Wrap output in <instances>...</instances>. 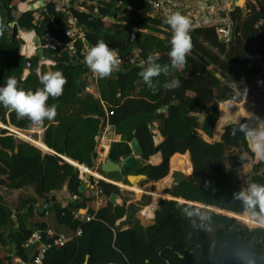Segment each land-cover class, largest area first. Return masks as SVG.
Wrapping results in <instances>:
<instances>
[{
    "label": "trees",
    "instance_id": "16d2710c",
    "mask_svg": "<svg viewBox=\"0 0 264 264\" xmlns=\"http://www.w3.org/2000/svg\"><path fill=\"white\" fill-rule=\"evenodd\" d=\"M24 1L0 0V22L6 26L0 31V86L14 76L25 90L35 91L43 88L41 75L57 70L66 83L59 97L49 96L46 102L56 105V115L50 120L35 123L27 116L18 118L15 111L0 105V124L10 126L19 138L33 144L0 130V187L16 191L34 186L36 196L55 211L57 223L80 232L60 245V236L40 224L41 241L49 248L39 264H144L145 260L149 264H264V213L257 206L253 215L245 210L242 200L235 198L245 190L234 173L244 167L248 158L261 157L252 147L259 133L239 103L241 92L264 70V0H246L243 9L237 7L230 14H223L229 20L228 43L218 38L215 27L189 30L192 47L185 64L176 68H171V26L162 18L150 16L147 0H104L96 17L74 10L91 47L104 40L121 59L139 52L134 64H125L114 77L112 74L104 78H95L82 61L80 43L74 45L73 55L45 49L46 60L53 65L38 69V58L33 57L31 70L24 77L25 58L20 49L32 43L33 36L39 38L42 47L46 34L63 44L70 41L63 33V16L57 12L55 0H47L39 9L42 0H37L34 10L14 16ZM104 17L115 22L103 21ZM13 24L18 28L15 40L11 39ZM22 53H26V47ZM149 61L162 68L169 65L167 75L162 72L152 78L155 90L139 76ZM172 80H179V87L165 86ZM236 109L248 130L242 123L219 128L223 115L231 117ZM140 112H146L151 123L157 124L162 142L154 145L148 126L137 129L135 137L143 151V161L123 176L144 175L146 182H157L155 187L164 190L161 180L171 173L170 160L180 156L182 169L172 172L171 185L164 193L191 202L180 204L182 200L178 203L160 199L154 222L149 226L132 219L125 203L109 202L111 194L120 196L119 188L111 184L98 182L101 204L89 188L79 192L83 183L78 170L87 172L95 168L106 127H115ZM36 124L44 130L42 138L31 135L42 132L31 130ZM199 132L210 139L213 134L214 138L222 137L208 143ZM250 133L253 136L249 137ZM104 140H116L109 149L111 161L119 163L121 158L132 155L126 136H116L108 128ZM36 147L50 152L48 147L54 154L43 153ZM157 154L162 159L160 164H144ZM60 156L70 159L78 170ZM262 166L264 163L259 162L254 167L251 184L264 185V172L259 173ZM98 172L104 178L128 184L120 175ZM131 190L140 195L139 199L144 194L152 196L153 203L164 197L150 186L137 185L136 191L132 187ZM34 203V199L28 198L14 212L0 194V264L27 262L25 245L33 232L26 226L23 211ZM198 207L234 213L243 222L239 221L256 229L243 226L238 219L209 212L208 221L220 225L212 236ZM77 210H87L92 219L79 221L74 214ZM123 218L126 220L122 223ZM15 221L17 228L11 233ZM127 223L131 226L123 230L121 225Z\"/></svg>",
    "mask_w": 264,
    "mask_h": 264
},
{
    "label": "built area",
    "instance_id": "2783aa9c",
    "mask_svg": "<svg viewBox=\"0 0 264 264\" xmlns=\"http://www.w3.org/2000/svg\"><path fill=\"white\" fill-rule=\"evenodd\" d=\"M33 1H34V6H31L29 3L30 2L33 3ZM147 1L150 4V8H151L150 13H149L150 16L159 17L167 21V18L173 12L179 11L182 15H185L190 19L191 21L190 30L201 28V27H215L218 38L225 43L229 42L230 32L228 28V23L224 25L219 24L218 14L219 12L225 11L227 9L228 11L226 13L228 14L231 9L232 0H147ZM55 2H56L57 12L63 16V27H62L63 33L70 41L67 44H63L62 42L53 39L49 34H46L42 38V40L45 43L43 48L59 50L61 52H67L69 55H73L76 53L74 45L76 43H80L81 45V49L79 51L80 57L82 61L85 62V56L87 55V52L90 50L91 46L87 43L86 33L84 29L79 25L78 20L75 18L73 14V11L76 10L79 12L86 13L90 15L91 17H96L98 16L99 7L101 6V3L104 2V0H55ZM46 3H47V0H42V3L40 5L38 4L37 8L39 9L43 7ZM36 5H37V0H26L24 2H21L16 9V15L20 13H26V12L32 11L35 9ZM153 12H155L156 14ZM139 13L142 14L143 16L148 15L143 12H139ZM34 16L38 18L39 13L35 11ZM102 20L115 22L114 20L108 17H104L102 18ZM30 45L33 46V41ZM24 47H26V53H22V48ZM31 50L32 51L29 52L28 44L23 45L21 46V49H20V55L25 58L29 57L32 59L33 57L37 56L36 55L37 50L34 47ZM138 59H139L138 51H134L132 55L127 57L126 59L118 58V65L112 70L110 75L119 71L125 64H134L136 61H138ZM44 65L51 66L53 65V63L47 60L44 63ZM89 70L91 71L90 68ZM92 74L95 78L97 77V74L93 72ZM112 131H113L112 133L114 134L113 127H112ZM151 133L153 134L154 145L158 146L162 142V138L160 136V133L158 132L157 126H156V130L151 131ZM104 135H105V132L104 134L101 135V138H100L99 153H98L97 160H96L97 162L96 163L97 167L95 169V171L97 170L96 172L101 170V167L104 164L106 158H108V154H109V150H106V147L104 146V143H103ZM112 143L113 142H110L109 149ZM129 147H130V144H129ZM151 158L148 161L144 162V164L155 165L151 162ZM126 159L121 158L118 164L122 165ZM75 168L77 169V167ZM78 174H79L80 181L86 184V188H89L92 195L96 197L98 204L102 203V198L100 196L101 190L98 187L99 181H104L108 184H111L119 188L120 191H129L127 190L126 187H123V185L131 186L129 184H124L123 181H117V180H112V179L106 180L109 178L102 179V180H96V178H93L94 176H90V177L84 176L83 177L79 170H78ZM145 195L146 194L142 195V197L140 199H137V201L141 202L142 198ZM150 197H151V200L146 204L140 205L139 210L137 212L138 220L144 226L152 225L155 219V211L157 209L158 200L156 201V203H153L152 196ZM77 216L78 215L75 214L76 218ZM91 219L92 218L87 215L82 221H90ZM76 235L77 236L80 235V232L79 231L76 232ZM35 242L42 243L41 232L39 230L36 232H33V234L31 235L30 239L27 241L25 246L27 247L28 245L35 243ZM57 244L63 245L64 242L60 238V240L57 241ZM48 248L49 246L46 245L43 249L39 250L37 254L31 260H29L28 262L24 264H39V262L43 260L45 252L47 251Z\"/></svg>",
    "mask_w": 264,
    "mask_h": 264
},
{
    "label": "clouds",
    "instance_id": "9594fccd",
    "mask_svg": "<svg viewBox=\"0 0 264 264\" xmlns=\"http://www.w3.org/2000/svg\"><path fill=\"white\" fill-rule=\"evenodd\" d=\"M171 26L173 38L171 40L170 56L172 58L171 68L182 66L186 62V54L190 51L192 44L189 36L191 26L190 19L182 15L179 11L173 12L166 21ZM5 25L0 22V31L5 29ZM85 62L91 71L99 78L107 77L112 70L118 65L116 49H110L104 40H99L97 44L90 48L85 56ZM167 75L169 65L163 68L152 61L148 66L143 68L139 73L145 84L150 89L155 90L156 84L152 78L158 77L161 73ZM40 82L43 88H37L35 91L25 90L20 86L16 77H9L5 86H0V105L15 111L18 118L27 116L35 123H40L45 118L52 119L56 115V105L49 106L46 102L49 96L59 97L63 91V85L66 79L62 72L49 71L40 76ZM179 80H172L165 86L168 88L179 87ZM255 143L252 145L253 150L258 156L264 155V135L256 136ZM236 199L242 200L245 210L256 215L255 208L258 206L264 213V185L251 184L247 191H241L235 196ZM191 215V213H189ZM144 264H149L145 260Z\"/></svg>",
    "mask_w": 264,
    "mask_h": 264
},
{
    "label": "rangeland",
    "instance_id": "374dc122",
    "mask_svg": "<svg viewBox=\"0 0 264 264\" xmlns=\"http://www.w3.org/2000/svg\"><path fill=\"white\" fill-rule=\"evenodd\" d=\"M245 2H246V0H243V2L239 5V7L243 9L245 7ZM227 11H228V9L225 11L219 12V14H218V19H219L218 23L219 24L224 25V24L228 23L229 20L227 18H223L224 17L223 14L225 15V13ZM153 13H155V12H153ZM14 16H16V12L14 13ZM222 22H224V23H222ZM114 74L115 73H113V77H114ZM240 95L242 97V101L239 103L241 109L253 121L259 135H264V70L261 72V74L253 82H251V84L249 85L248 88H245L241 92ZM230 120H231L230 123L232 121L240 122L241 115L238 112V109L233 111V114L230 117ZM155 125L157 126V124H155ZM9 127L10 126H4V125L0 124V130L1 129L7 130L9 134H12L14 137L19 139L20 141H26V140L19 138L14 132L11 131V129ZM35 128L36 129H42V126L40 124H36L35 126H33L31 128V130L35 129ZM219 128H222V126H219ZM31 130L26 131V132H30ZM104 132L106 133L107 131L104 130ZM104 132L102 134H104ZM43 133L44 132L42 129L41 133L32 132L31 135L33 136V138L37 139L40 137L42 138ZM201 135H202L203 139L208 143H214V142L220 141V138H218V139L214 138V134L210 140H206L204 135L203 134H201ZM251 136H253V135H251V133H250L249 137H251ZM26 142H28V141H26ZM31 145H33V144H31ZM259 162L264 163V155H261V157H259V158H254V157L248 158V162L244 165V167H242L239 170L234 171L235 176L243 182V188L245 191H247L250 187L253 169L257 164H259ZM138 164H140V162H138ZM96 167H97V165L95 166L94 171H95ZM263 172H264V166H262L259 169V173H263ZM88 177H90V176H88ZM93 178H95V177H93ZM96 180H102V179L96 178ZM145 184H149V183L145 181V182H142L140 185H145ZM0 194L3 196V200H4V203L6 204V206L13 209V206H15V203L17 202L16 197L13 196V192L11 190L6 189V188L0 187ZM160 199H164V198H159L157 200L159 201ZM150 200H151V197L149 195H145L142 198L141 202H139V201H137L135 193H133L131 191H120V196L118 197L117 203H118V205H123L125 203L126 209L128 210V215H130L132 219L138 220V218H137L138 213L137 212L139 210V206L148 203ZM21 202H22V199L19 201V205ZM191 205H194V204H191ZM198 208L200 209L201 218H202L206 228L208 229V231L210 232V234L212 236H213V233L220 227V225L215 224V223H211L208 221L209 212H216L218 214H223L225 216L238 219L237 221L240 224H242L243 226H245L249 229H256V227L252 228V227H249V226L245 225L244 223H242L243 221L239 217H236V215L234 213L227 212V211L221 210V209H219V210L224 211V212H217V211H214L211 209H205V208H201V207H198ZM239 220H241L242 222Z\"/></svg>",
    "mask_w": 264,
    "mask_h": 264
},
{
    "label": "crops",
    "instance_id": "0c3cea01",
    "mask_svg": "<svg viewBox=\"0 0 264 264\" xmlns=\"http://www.w3.org/2000/svg\"><path fill=\"white\" fill-rule=\"evenodd\" d=\"M29 4L31 6H34V1H33V3L30 2ZM225 116H227V115H225ZM108 128H110L111 132H112V127H107L105 129V131H107ZM43 132H44V130H43ZM204 137H205L206 140H210V138H208L206 135H204ZM215 138L218 139L220 137L215 135ZM103 141H104L103 142L104 144H108V147H106V150H109V144L110 143H107L104 139H103ZM114 141H116V140H111V142H114ZM153 158L156 160V163L152 162ZM180 160H181L180 156H174L170 160V172L171 173L166 178L161 180V181H163L165 183L164 190L166 188H169L170 185H171V181H172L171 174H172V172L179 171L180 169H182V162H180ZM161 161H162V159H161L160 154H157V155H155V156H153L151 158V162L153 164H155V165L160 164ZM85 175L86 176H94L95 178H98V179H106V178L102 177L98 172H96L94 170H90V171L85 172ZM106 180H110V179H106ZM156 183H149L147 185H140V186H150L152 190L160 191L161 194H163V196H164V197H160V198H164V199H167V200H173V201H176V202H178V200H182L183 203L178 202L180 204H184V203L185 204L186 203L189 204V203H191V202H186L183 199L173 198V197L165 194L163 192V190H159L158 188L155 187ZM123 187H126L127 190L133 192L131 190V187H134V186L123 185ZM12 192H13V196H15L16 199H17L16 200L17 202L15 203V206H13V209H12L14 212H16L18 210L19 201L21 199H22V201L27 200L28 198H32V199L35 200V203L31 207L27 206L25 208L26 210L23 211V213L25 215L24 216V221H25L26 226H27V228L29 230H31L32 232H36V231H38V226L40 224H45V225H47L50 228V230H52L54 233H56V234H58L60 236V238L63 240L64 244L69 242V241H71L73 238H75L77 236L75 231H72L69 228H67L66 226L59 225L57 223V220H56V217H55V211L53 209H51V208H48L45 205L44 201L36 196L35 190H34V186H25V187H23L20 190H16V191H12ZM139 197H140V195H136L137 199H139ZM27 208H28V210H27ZM74 213L78 215L77 219L79 221L84 220V218L87 216V210H83V212H82V210H78V211H75ZM125 220H126V218H123L120 222L123 223ZM130 226H131V224H129V223L122 224L121 228L124 230V229H128ZM16 228H17V223L15 221L14 222V227H12V229H10L11 233L16 231ZM45 246L46 245L43 244V243H36V242L28 245L26 247V249H25V255H26V258H27V262L29 260H31L37 254V252L39 250L43 249ZM8 250H9V248H8Z\"/></svg>",
    "mask_w": 264,
    "mask_h": 264
},
{
    "label": "water",
    "instance_id": "95a60500",
    "mask_svg": "<svg viewBox=\"0 0 264 264\" xmlns=\"http://www.w3.org/2000/svg\"><path fill=\"white\" fill-rule=\"evenodd\" d=\"M242 2H243V0H232L231 9H230L228 14H230L237 7H239V5ZM11 26L13 27L11 39L15 40V38L17 37V34H18V28H17L16 24H13ZM33 47L37 50L36 55L38 58V69H40L47 60L45 57V49L40 45L39 38H37L35 36H33V46H31V49ZM28 50H29V48H28ZM31 65H32L31 58L26 57L24 59V77H26L28 75V73L30 72ZM233 124H241V123H230L227 126H230ZM242 125H243V128L247 131L248 128L245 126V124L242 123ZM142 126H148L150 131L156 130V126L151 123L150 115H148L146 112H140L136 115H133V116L125 119L124 121H122L119 125L113 127L114 134L116 136H119V137L126 136L128 138L130 148L132 151V155L129 158H127L122 165L111 161L109 158H106L104 164L101 167L102 173L120 175L131 186H137L141 182L146 181L147 178L144 175H131L130 174V175H127L125 177L123 176L124 172H129L130 170H133L136 167L137 162L143 161V151L141 149V146L139 144L138 139L135 137L136 130L141 128ZM214 130H215V127H214ZM223 133H224V130H223ZM246 140H247L248 147H249V142L247 139V132H246ZM24 142H26V141H24ZM26 143L30 144L29 142H26ZM46 148L50 152H44L43 150H40L39 148H37V149H39L40 151H42L43 153H46V154H54V152L52 150H50L48 147H46ZM249 149H250V147H249ZM60 158H62L64 161H66L69 164H71L70 162H72L70 159H68L66 157L60 156ZM71 165H73V164H71ZM85 188H86V184L83 183L79 188V192H82ZM117 200H118V196L115 193L111 194L109 202L113 205H117L118 204ZM250 216L261 220L260 217H255L251 214H250ZM84 264H87V263L85 262Z\"/></svg>",
    "mask_w": 264,
    "mask_h": 264
},
{
    "label": "bare ground",
    "instance_id": "6f19581e",
    "mask_svg": "<svg viewBox=\"0 0 264 264\" xmlns=\"http://www.w3.org/2000/svg\"><path fill=\"white\" fill-rule=\"evenodd\" d=\"M31 44V43H30ZM28 45V48H29V52H31L32 50H31V45ZM238 112H239V110H238ZM240 119V118H239ZM230 123V118L228 117V116H223V118L219 121V123H218V126H222V128L221 129H223V128H225L228 124ZM235 123H243V122H235ZM222 134H223V131H222ZM221 138V137H220ZM152 162H154V163H156V160L153 158L152 159ZM81 172V175L84 177V176H86L85 175V172L84 171H80ZM135 191L137 190V186H134V187H132Z\"/></svg>",
    "mask_w": 264,
    "mask_h": 264
}]
</instances>
